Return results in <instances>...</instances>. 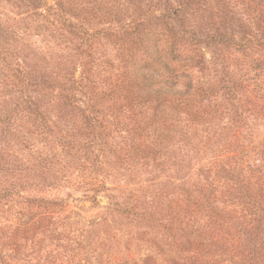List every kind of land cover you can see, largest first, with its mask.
Returning <instances> with one entry per match:
<instances>
[{
	"label": "rangeland",
	"instance_id": "1",
	"mask_svg": "<svg viewBox=\"0 0 264 264\" xmlns=\"http://www.w3.org/2000/svg\"><path fill=\"white\" fill-rule=\"evenodd\" d=\"M163 1L0 0V249L8 264H188L177 258L191 253L197 225L214 232L208 240L222 238L209 214H236L222 178L215 209L202 206L194 222L182 189L197 158L190 154L185 168L178 141L153 163L126 155L141 143L137 132L150 145L165 139L152 123L135 129L139 108L126 80L137 58L123 66L118 36L145 16L153 28ZM211 66L192 73L211 76ZM250 130L264 139L261 127ZM210 160L206 149L200 162ZM212 248L219 258L209 264L245 260L227 241Z\"/></svg>",
	"mask_w": 264,
	"mask_h": 264
},
{
	"label": "trees",
	"instance_id": "2",
	"mask_svg": "<svg viewBox=\"0 0 264 264\" xmlns=\"http://www.w3.org/2000/svg\"><path fill=\"white\" fill-rule=\"evenodd\" d=\"M175 1V5L167 0L165 6L164 1L160 4L163 10L153 28H147L145 16L131 21L118 36L125 51L120 52L123 66L137 58L126 80L139 108L135 129L143 132L152 123L155 138L165 139L162 146L150 145L147 133L137 132L141 143L126 155L153 163L172 141H178L185 168L190 167V154L197 158L195 179L182 189L194 222L202 206L215 209L211 204L214 182L225 181L227 199L236 214L226 215V220L219 211L209 214L222 238L218 241L216 236L217 243L208 240L214 232L197 225L194 237L198 241L191 242V253L183 246L187 253L177 259L209 264L219 258L217 252L229 248L226 245L216 252L212 246L227 241L241 249L242 263L264 264V139L254 140L250 130L255 126L264 130V0ZM188 15L195 16L193 23ZM203 48L208 49L209 58ZM210 65L211 76L192 73L193 69L203 73ZM206 149L212 159L208 164L200 162ZM18 241L13 243L16 248L22 244ZM211 248L215 252L210 255L206 250ZM10 256L0 249V264H8ZM54 261L49 258L47 264ZM59 264H74L73 258Z\"/></svg>",
	"mask_w": 264,
	"mask_h": 264
}]
</instances>
